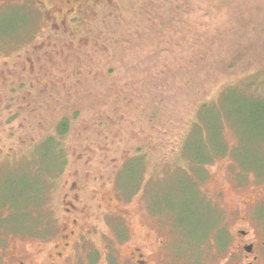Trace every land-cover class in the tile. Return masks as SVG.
Returning a JSON list of instances; mask_svg holds the SVG:
<instances>
[{
  "label": "rangeland",
  "instance_id": "374dc122",
  "mask_svg": "<svg viewBox=\"0 0 264 264\" xmlns=\"http://www.w3.org/2000/svg\"><path fill=\"white\" fill-rule=\"evenodd\" d=\"M57 1L42 0V10H52L60 21L62 15L66 14L67 5L62 4L61 11L53 10L51 7ZM91 1L94 11L89 12L88 16L82 12L89 22L79 19L80 22L83 21L84 27L80 31L77 29L72 37L67 34L68 38H76L75 44L78 45V40L97 36V33H91L101 30V40L108 39V43H104L108 47L104 50L105 53L112 54L116 48L121 53H118L120 59H107L108 63L104 68L96 69V64L90 61L83 63L85 73L92 69V73L96 72L95 76L98 74L99 79L93 81L91 76L88 79L82 78L83 90L76 98H84L86 101L85 116L89 118L88 121L104 115V110L111 115V109L116 106L115 109L121 111L117 110L119 116L113 118L117 120L123 116L126 119V126L119 129L132 137L143 138L146 143L147 139H151L150 142L155 144L156 149L148 162L146 159H129L119 173H116L114 164L111 166L109 163L114 162V153L107 154V169L102 173L107 182L104 187L96 180L92 184L91 188L94 187L95 190L97 187L98 193L87 201L91 204V217L88 219H93L94 213L102 212L106 202L105 190L114 196L117 186L113 184V180L117 179L124 196L119 201L117 198L112 199L111 203L129 213L127 218L130 225L129 238L118 241L117 244L127 241L128 245L134 246L142 237L145 240L148 234L167 240L166 230L170 225L173 229V243L181 253L182 259L178 257L180 263L186 261L188 256L196 255L198 259L213 249L212 243L218 237L221 240H224L223 235L230 237L233 216L237 215L241 200L249 197L254 200L255 210L258 209L255 214L256 227L262 230L264 236V79L245 78L248 73L263 70L264 63L259 61L247 73L225 79V65L221 66L219 63L217 70L211 72L213 66H209V57L202 58L205 52L209 56L206 49L209 45L211 47L208 43L211 38L222 37L221 43L225 46H232L240 38L235 14L228 16L226 7L215 12L208 7L206 0H195L194 9L189 10L187 17L183 16L186 18L183 23L175 24L179 29L169 31L166 28V13L163 12L170 9V0H103L106 7L99 4L100 0ZM142 6L145 13H141ZM6 7L7 4L0 9V65L4 60L15 58L13 49H20L24 45L23 41L14 43L9 38L11 34L24 28V33L13 38L19 42L24 37L25 42L29 43L30 39L33 42L40 40L45 31L49 30V22H44L36 0H28L24 6L19 0H15L11 7ZM159 11L163 16L159 15ZM154 23L157 24L156 28H162L161 32L154 33L156 38L160 36L155 42L162 44L150 47L149 53L143 41L139 43L137 38L141 31H146ZM88 26L92 29H87ZM200 34L202 37H197L196 43L194 36ZM254 37L260 38L258 35ZM219 40L217 39V44L212 43L213 49L216 50ZM20 44L23 45L19 46ZM159 46L163 47L162 52L159 51ZM22 49L19 51L24 52ZM84 51L85 48H82L81 53L84 54ZM136 55L140 57L139 62L135 60ZM180 58L183 61H179L183 71L191 66L186 72L188 76L181 78L176 85L169 83L170 88L161 87L162 81L151 85L155 93L167 90L164 92L165 97L160 96L161 100L157 96V101L150 102L152 99L147 89L144 97L140 95L146 85L142 82L144 78L156 79L158 74L155 71L163 68V65L167 69L176 68V61ZM187 58H190V66L184 62ZM198 59L201 62H197ZM243 60L244 58L235 68L243 66L246 69L248 65ZM204 64L206 66L201 67ZM198 66L203 69L200 70ZM111 79L112 86L107 81ZM133 79L136 82L129 83ZM251 81L254 82L253 87H250ZM117 90L123 91V94L127 92L126 96L122 95L125 96L124 100H120L121 94L118 96ZM70 102L78 104L73 99ZM110 123L113 125V120L107 119L104 124L105 142L108 146L112 145V136H107L106 133L113 134L109 131ZM85 124L84 122L83 126ZM97 130V127H89L88 130L87 126L84 127L87 137L90 134L96 135ZM119 139L120 137L113 140L115 142L120 141ZM114 146L117 147L116 144ZM36 147L35 157L28 162L23 161V157L22 161L25 163L20 167L17 163L22 161H0V202L11 201L16 206L25 208V205L39 202L40 192L49 194V184L44 187V179L56 174L65 158L57 140L47 139ZM70 160L67 173L72 168L80 169L74 158ZM139 180L144 184H138ZM88 191L89 195L93 194L92 189ZM89 195L87 192L82 194L83 197ZM100 203L99 208L97 204ZM151 212L160 215H152ZM23 219L22 214L12 216V221L16 224ZM95 244L103 249L104 244L99 240Z\"/></svg>",
  "mask_w": 264,
  "mask_h": 264
},
{
  "label": "flooded vegetation",
  "instance_id": "af4514ba",
  "mask_svg": "<svg viewBox=\"0 0 264 264\" xmlns=\"http://www.w3.org/2000/svg\"><path fill=\"white\" fill-rule=\"evenodd\" d=\"M14 1L0 0V9L5 4L11 7ZM19 1L24 6L28 0ZM36 2L44 22H49V30L40 40L33 42L29 38V43L24 37L19 42L14 41L13 37L24 33V28L11 34L9 38L14 43L24 42V45H19H23L20 49L24 52L15 47V58L4 60L0 65V161L17 163L24 157L23 161L28 162L35 157L38 144L52 139L58 141L65 162L56 174L44 179V187L49 184V194L40 192L38 203L21 208L11 201L0 202V264H181V253L173 243L170 225L166 230L167 240L148 234L145 240L142 237L134 246L128 245L127 241L117 244L129 238L130 229L129 213L111 203L112 199L119 201L124 196L117 179L113 180L117 186L114 196L105 190L106 202L102 212L94 213L93 219H88L91 217V204L87 201L98 193L97 187L95 190L91 188L92 184L98 181L104 187L107 182L102 174L107 169V154L114 153V162L109 163L111 166L114 164L116 173H119L129 159H146L148 162L156 148L148 137L145 138L147 144L145 141L142 143L143 138L122 132L119 128L126 126L123 118L113 120V125L110 123L109 129L115 130V138L120 137V141L113 140L108 146L103 133L107 119L101 115L88 121L86 101L76 98L83 90L82 78L91 76L93 81L99 79L92 69L85 73L83 63L90 61L99 69L104 61L114 58V53L104 51L108 48L104 45L108 39L101 40V30L95 29L91 33H97V36L78 40V45L75 44L76 38H71L77 29L80 31L84 27L81 19L89 22L84 14L88 16L94 11L93 1L58 0L51 7L53 10L61 11L60 6L67 5L66 14L60 21L52 10H42V0ZM99 4L107 6L103 0ZM67 34L71 37L68 38ZM82 48H85L84 54L81 53ZM70 99L78 101V104H71ZM63 113L65 117L72 118L65 132L56 124ZM83 121L87 130L97 127V134L87 137ZM113 143L117 147L114 148ZM70 158H74L80 169L72 168L67 173ZM23 161L17 165L20 167L25 163ZM141 180L138 184L143 185ZM89 189H92V195H89ZM139 191L140 186L137 194ZM86 192L89 196L83 197ZM249 198L241 200L237 215L233 216L229 238L223 235L224 240H221L218 237L206 256L198 259L196 255L188 256L182 264H264V236L256 227L255 218L258 209L255 210L254 200ZM142 200L145 201L143 197ZM97 207L100 208L101 203ZM13 214H22L24 219L16 224L12 221ZM97 240L104 244L103 249L95 244Z\"/></svg>",
  "mask_w": 264,
  "mask_h": 264
},
{
  "label": "trees",
  "instance_id": "16d2710c",
  "mask_svg": "<svg viewBox=\"0 0 264 264\" xmlns=\"http://www.w3.org/2000/svg\"><path fill=\"white\" fill-rule=\"evenodd\" d=\"M195 2V0H170L168 1V4L170 5V9L164 11L162 9V11H164L163 13L166 15L167 18V26L166 28L172 29V31H177L179 28H176L175 24L179 23H183V21L186 19L183 16H186V14L189 12L190 9H194L193 8V3ZM208 7L209 8H213L215 12H220L222 7H226L228 9L227 15L228 16H233V14H235L234 16H236V20L238 22L239 25V33H240V38L237 39V41L234 42V44L232 46H225L224 43L222 45V37H216L215 38H211V40H208V43L211 44V47L209 45V47L206 49L209 52V56L207 55V52L203 53L202 58L205 59L207 57H209V66H213L212 71L217 70V65L220 63L221 66L222 64L225 65L224 66V73H226L224 76V78H232V77H236L239 76L240 74H245L249 71V69L253 68L259 61L260 63L263 62L264 63V0H206ZM141 13H145V8L142 6L141 7ZM140 10H137V12H140ZM227 11V10H226ZM136 12V10L134 11ZM209 12V11H208ZM207 12V13H208ZM159 15H162V12L159 11ZM149 16V15H148ZM152 18V16H149ZM159 17V16H157ZM187 17V16H186ZM161 18V17H160ZM159 18V20H160ZM153 19V18H152ZM156 20V19H155ZM163 20V19H161ZM157 24L154 23V25L151 24L150 28H147L146 31H141L140 32V36L137 38V41L140 43V41H143V44L145 45V48H148V52L150 53V47H155L157 45V43L155 41H157V39H159L160 36H158L156 38V35H154V33L156 31H162V28H160ZM165 27V26H164ZM147 33V34H146ZM146 35V36H144ZM154 35V36H152ZM254 35H258L260 36L259 39H256L254 37ZM195 42L197 43L198 38L202 37V35H195ZM198 37V38H197ZM219 40V44L216 47V50L213 49L212 43L213 44H217ZM160 43V42H159ZM158 43V44H159ZM162 44V43H160ZM159 51L162 52L163 47L159 46ZM195 48H197V46L195 45ZM157 51V52H159ZM114 59L119 58L118 53H121L120 51L117 50V48L114 50ZM157 54V53H156ZM249 55V56H248ZM248 56V57H246ZM155 58H157L155 56ZM155 58L152 60H155ZM217 58V60H215ZM244 58L243 61H245V63L248 65V67L245 69L243 66L240 67H236V65L241 62V59ZM120 59V58H119ZM135 60L139 62L140 57L138 55L135 56ZM183 62L182 59L180 58L177 62V67L174 69H167L168 67L163 65V68L161 69H156L155 72H157L158 76L156 77V79L152 80L153 78H149L146 79L144 78L142 82L145 88L142 89L140 95L142 97H144L146 89L149 91L150 93V97L152 100L151 101H157L158 98H156L157 96H164V92L167 90H160L157 91V93L154 92L153 87L151 85H155V82H159L162 81V83L160 84L161 87L165 86L164 88H170V86H168L169 83H174L175 85L181 80V78L188 76L187 75V71L190 70V58H187L184 62L189 64V68L185 69L184 71L182 70V65L179 62ZM197 62H201V59L196 60ZM194 63V61H192ZM158 63V62H157ZM170 63V62H167ZM165 63V64H167ZM144 64V63H143ZM244 64V65H246ZM107 66V62L104 61V65L101 66V68H104V66ZM206 64H204L201 67H205ZM200 66H198V68H201ZM264 67V65H263ZM197 68V67H196ZM238 70V71H235ZM207 71V70H206ZM263 74V77H261V75ZM154 75V74H153ZM152 77V75H150ZM253 78V79H258L261 78L262 80L264 79V69L256 72L254 74H247L245 78ZM223 78V77H222ZM223 78V79H224ZM246 80V79H245ZM108 83L111 85L113 79L107 80ZM115 81V80H114ZM117 81V80H116ZM135 80H131L129 83L134 84ZM147 81V82H145ZM106 82V81H105ZM252 83L250 84V87L254 86V82L251 81ZM256 84V82H255ZM109 85V86H110ZM112 86V85H111ZM168 86V87H167ZM257 86V84H256ZM264 90V86L262 87ZM121 90H117L118 96L120 95V100H124L125 98V94H123V91L120 92ZM151 91V92H150ZM122 95H125L122 97ZM129 95V94H128ZM161 100V97H160ZM115 107H113L111 110V115H109V112L104 110V119H109L110 121L115 120L113 117L114 116H119V114L117 113V109H115ZM118 111H121L120 109ZM62 115L60 118H58L56 120V124L58 127L62 128V132H65L67 130V127L69 125V122L71 121L72 118H69L68 116L65 117V114H60ZM123 115V113H122ZM112 118V119H111ZM121 118H125L123 116H121ZM129 119V115L127 117ZM126 119H124L123 121H125ZM110 125V124H109ZM130 128L132 129V127L130 126ZM106 131V130H105ZM104 131V133H105ZM110 133H113L112 135H109V133H106L107 136H112L111 142L113 139H115V133L113 132V130L109 129ZM128 138V137H127ZM142 143H144V140H141Z\"/></svg>",
  "mask_w": 264,
  "mask_h": 264
}]
</instances>
